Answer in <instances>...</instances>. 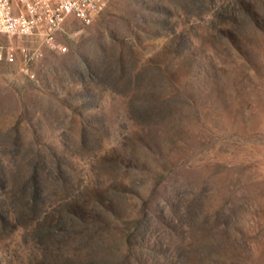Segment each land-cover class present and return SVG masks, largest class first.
<instances>
[{"label": "rangeland", "instance_id": "obj_1", "mask_svg": "<svg viewBox=\"0 0 264 264\" xmlns=\"http://www.w3.org/2000/svg\"><path fill=\"white\" fill-rule=\"evenodd\" d=\"M56 39L0 64V264H264V0H113Z\"/></svg>", "mask_w": 264, "mask_h": 264}, {"label": "built area", "instance_id": "obj_2", "mask_svg": "<svg viewBox=\"0 0 264 264\" xmlns=\"http://www.w3.org/2000/svg\"><path fill=\"white\" fill-rule=\"evenodd\" d=\"M111 1L0 0V64H14L20 56L26 70L42 57L41 47L67 52L56 39L67 20L73 17L90 25ZM33 42L39 45L34 50Z\"/></svg>", "mask_w": 264, "mask_h": 264}]
</instances>
